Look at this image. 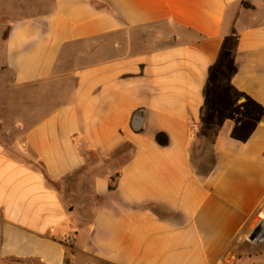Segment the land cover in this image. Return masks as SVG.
Here are the masks:
<instances>
[{
	"label": "crops",
	"instance_id": "crops-1",
	"mask_svg": "<svg viewBox=\"0 0 264 264\" xmlns=\"http://www.w3.org/2000/svg\"><path fill=\"white\" fill-rule=\"evenodd\" d=\"M29 12L4 39L0 264H219L264 203V0Z\"/></svg>",
	"mask_w": 264,
	"mask_h": 264
},
{
	"label": "rangeland",
	"instance_id": "rangeland-1",
	"mask_svg": "<svg viewBox=\"0 0 264 264\" xmlns=\"http://www.w3.org/2000/svg\"><path fill=\"white\" fill-rule=\"evenodd\" d=\"M40 1L41 0H0V91H3L12 81L10 73L5 71L2 66L4 39L8 27L15 20L33 16L34 13H30L29 9L33 11L38 9ZM136 37L148 40L150 35L147 32H141L140 35H136ZM11 98L12 96L10 94L0 93V102L1 100L8 101ZM0 118H2L1 110ZM4 127L6 128V125L3 126V128ZM263 225L264 203L246 231L235 240L230 253L224 255L219 264H264V235L254 241L256 233Z\"/></svg>",
	"mask_w": 264,
	"mask_h": 264
},
{
	"label": "trees",
	"instance_id": "trees-1",
	"mask_svg": "<svg viewBox=\"0 0 264 264\" xmlns=\"http://www.w3.org/2000/svg\"><path fill=\"white\" fill-rule=\"evenodd\" d=\"M242 5L245 8H251V6L247 2L242 1ZM10 263L11 264H22L23 262L18 261V260H11Z\"/></svg>",
	"mask_w": 264,
	"mask_h": 264
},
{
	"label": "bare ground",
	"instance_id": "bare-ground-1",
	"mask_svg": "<svg viewBox=\"0 0 264 264\" xmlns=\"http://www.w3.org/2000/svg\"><path fill=\"white\" fill-rule=\"evenodd\" d=\"M264 235V225L261 227V229L256 233V236L261 238Z\"/></svg>",
	"mask_w": 264,
	"mask_h": 264
},
{
	"label": "water",
	"instance_id": "water-1",
	"mask_svg": "<svg viewBox=\"0 0 264 264\" xmlns=\"http://www.w3.org/2000/svg\"><path fill=\"white\" fill-rule=\"evenodd\" d=\"M227 56H229V52L228 51L225 52V57H227ZM258 238L259 237L255 235L254 241H256Z\"/></svg>",
	"mask_w": 264,
	"mask_h": 264
}]
</instances>
